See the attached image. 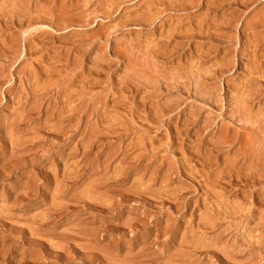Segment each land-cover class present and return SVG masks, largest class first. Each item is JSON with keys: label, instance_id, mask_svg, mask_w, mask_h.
<instances>
[{"label": "rangeland", "instance_id": "374dc122", "mask_svg": "<svg viewBox=\"0 0 264 264\" xmlns=\"http://www.w3.org/2000/svg\"><path fill=\"white\" fill-rule=\"evenodd\" d=\"M0 264H264V0H0Z\"/></svg>", "mask_w": 264, "mask_h": 264}]
</instances>
